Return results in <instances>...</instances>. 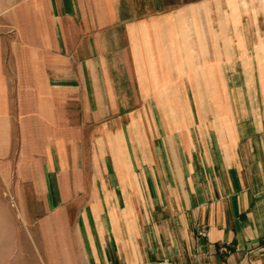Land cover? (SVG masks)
<instances>
[{
    "label": "crops",
    "instance_id": "obj_1",
    "mask_svg": "<svg viewBox=\"0 0 264 264\" xmlns=\"http://www.w3.org/2000/svg\"><path fill=\"white\" fill-rule=\"evenodd\" d=\"M218 4L19 1L0 222L35 263L264 264V28Z\"/></svg>",
    "mask_w": 264,
    "mask_h": 264
},
{
    "label": "rangeland",
    "instance_id": "obj_2",
    "mask_svg": "<svg viewBox=\"0 0 264 264\" xmlns=\"http://www.w3.org/2000/svg\"><path fill=\"white\" fill-rule=\"evenodd\" d=\"M19 1L20 0H0V39H18V31L14 29L16 26L15 22L18 21V15L14 14V12H18ZM218 7L221 12H233L236 16V21H239V18L242 17L248 23L260 25L261 28H264V0H219ZM24 33H26L27 38H33V31L27 30L24 31ZM7 200L9 199L7 198ZM11 209L15 212L14 206H11ZM1 212L2 208H0V213ZM3 212H5L4 209ZM3 226L4 223L1 221L0 232L2 233L5 231L7 234L5 236L9 238L11 243L15 242V244H10V247L6 249L12 252V254H14L12 256L15 257L9 264H45L38 259H36V263L34 262L36 257L33 247L29 249V247L27 248L19 244L22 233L18 227L14 226L13 223L8 227L7 224L6 230ZM26 258H28L30 262L26 263Z\"/></svg>",
    "mask_w": 264,
    "mask_h": 264
}]
</instances>
